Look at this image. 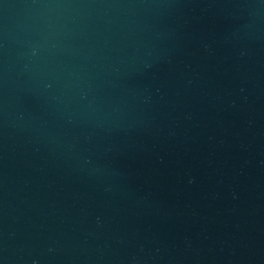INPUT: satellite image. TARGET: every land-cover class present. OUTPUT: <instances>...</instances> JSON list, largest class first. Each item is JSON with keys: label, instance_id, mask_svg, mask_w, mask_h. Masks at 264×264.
Masks as SVG:
<instances>
[{"label": "water", "instance_id": "obj_1", "mask_svg": "<svg viewBox=\"0 0 264 264\" xmlns=\"http://www.w3.org/2000/svg\"><path fill=\"white\" fill-rule=\"evenodd\" d=\"M0 264H264V0H0Z\"/></svg>", "mask_w": 264, "mask_h": 264}]
</instances>
